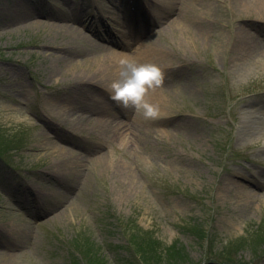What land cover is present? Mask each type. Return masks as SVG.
Returning a JSON list of instances; mask_svg holds the SVG:
<instances>
[{
  "label": "rangeland",
  "instance_id": "1",
  "mask_svg": "<svg viewBox=\"0 0 264 264\" xmlns=\"http://www.w3.org/2000/svg\"><path fill=\"white\" fill-rule=\"evenodd\" d=\"M193 1L188 27L178 32L167 27L176 15L161 5L168 18L144 27L149 0H0V264H88L83 246L101 264H146L142 243L156 246L150 264H264V135L240 125L247 112L264 110V63L232 60L224 51L235 26L254 31L264 16H237L231 0ZM28 9L45 14L33 20L50 24L22 25ZM102 14L115 33L102 26ZM76 18L90 41L141 64L145 56L136 57L132 46L148 33L147 55L166 73L156 96L168 119L145 120L119 107L107 91L114 79L99 74L100 83L86 82L104 66L75 64L63 47L90 56V41L50 27ZM196 20L208 35H192ZM132 24L137 32L122 36ZM51 52L66 61L48 59ZM90 87L105 96L102 116L89 104ZM119 122L120 134L112 139L110 131L108 140L104 127ZM58 160L70 175L48 181L43 175L55 176L49 166ZM117 164L136 174L126 188L113 172ZM230 180L258 199L231 204L224 191ZM43 188L55 195L40 198Z\"/></svg>",
  "mask_w": 264,
  "mask_h": 264
},
{
  "label": "bare ground",
  "instance_id": "2",
  "mask_svg": "<svg viewBox=\"0 0 264 264\" xmlns=\"http://www.w3.org/2000/svg\"><path fill=\"white\" fill-rule=\"evenodd\" d=\"M201 2H203L202 4L207 5L208 3H204V0H200ZM209 1V0H208ZM20 2V1H19ZM150 2H152V9L154 11V13H156V16L159 18V22L163 19H166L168 17H162L161 16V12L157 9L158 6H164L163 9H165L166 11H168V16L170 13L173 12V14H175V18L173 20L170 21V23H168L167 27H170V29L176 31L178 30V32H182L184 30H186V26L188 27V25L186 24V21L189 20L188 15L190 14L191 11L196 10V3L197 1H188V0H150ZM157 2V3H156ZM231 4H233L234 6V12H236L237 16H245V15H254V16H258V17H263L264 16V0H231L230 2ZM209 5V4H208ZM23 4H18V7H22ZM202 6V5H201ZM24 8L26 9V6H24ZM160 14V16H159ZM36 18L39 16H45V14H43L42 12L35 10V9H28L25 10L24 12L20 13V17H21V21H22V25H24L25 27H41L44 26L45 23L46 24H50L47 23L45 21L42 20H38L35 19L33 20V18ZM206 18H208L206 16ZM195 20V19H194ZM193 20V21H194ZM72 21V20H71ZM145 28L146 29H150L151 26H154L155 22L153 23L152 20H146L145 21ZM198 22H200V20H196L195 24L193 23L195 29L192 30V35L194 34L195 36H201L204 37L205 35H208V25L205 23L203 25H196ZM76 23H80L81 24V20H79L78 18L73 19L72 24L68 25V24H64L63 22L61 24H56V23H52L50 25V27L58 32L57 34H62L63 36L68 35L70 36L72 39H81L83 41H90L89 38V34L84 32L83 29L81 27H76ZM256 23V22H255ZM123 25V23H122ZM133 25V26H132ZM132 25H128V28H124L121 29V35L122 36H126L129 35V31L128 30H132L133 32H135V28H137V26L135 24ZM157 25V24H156ZM126 27V24L124 25ZM257 29H255V33L254 31H252L253 29H250L244 25H239V26H235L232 30L231 33V37L229 38L230 40L226 42V46L224 48V51L226 49V53H228L230 56V59H236L239 62H248L250 60H252L253 58L256 59V57L259 58V60L261 61V64L264 63V39H261L260 36H264V34H262L260 31V29H264V24H260V23H256L254 25ZM254 27V28H255ZM84 28H86V30L90 33L92 31V28L89 26H85ZM88 28V29H87ZM212 28H215L214 26H212ZM128 29V30H127ZM140 31V28L138 29ZM14 30L11 29V32H13ZM189 31V30H188ZM264 31V30H263ZM137 32V31H136ZM135 32V33H136ZM256 32H258L259 34H257ZM92 33V32H91ZM126 34V35H125ZM58 36V35H57ZM148 36V33L145 35ZM149 39V38H148ZM150 40H145L142 44L139 45L138 49H137V53H136V57H139L141 55V53L145 56V62L144 61H140L142 62V64L144 63H153L152 59L149 58L150 55H147V51H146V46H148ZM92 42V43H91ZM118 42V41H117ZM120 43L118 44H122V41H119ZM89 43V42H88ZM90 46L92 47V49H90V56L87 54H78L75 55L73 52H71V46H64V51L65 52H70L69 58L73 63H79V62H83V60H86V62L90 63V62H95L96 64H98V66H104L103 70L99 69L100 71H103L102 73L100 72H94V75L92 77H87L84 78L86 79V82H96V83H100L98 82V76L99 74H102L103 76H107L104 77L108 80L111 81V79H116L117 78V73H118V61L121 58H130L131 54H127L124 51H115L110 47H107L105 45H100L97 44L93 41H90ZM122 46H124L123 48H125L124 43L122 44ZM131 53V52H130ZM84 55V57H83ZM67 55L62 56L59 55L55 52H51L49 55H47V58H54L53 60H56L58 62H63L66 61ZM154 56V55H153ZM77 57V58H76ZM79 57H81V59H79ZM139 59L143 60L142 57H139ZM83 76V75H82ZM81 76V77H82ZM83 79V78H82ZM102 91H97L95 88L90 87V90H88L86 92V96L87 98L90 99V105L93 107V113L94 115H101L105 113V96L104 94H101ZM104 93V92H103ZM156 95V90L154 92H152L150 94V101L154 104H158L159 106L162 103V99L157 97ZM250 106L253 104L249 103ZM256 111H249L247 112V117H249L250 119H248L247 121H242L241 122V128L244 130V132L246 131H252V130H256L255 128L259 129L257 131H259L257 134L259 136H261L262 134L264 135V117H261L262 115H264V110L260 109L259 114L255 113ZM66 116H70L69 112L67 110H65ZM73 115H71L72 117ZM113 118V116L111 117ZM113 122V121H112ZM251 127V128H250ZM110 131H113V135H112V139L118 137L117 133L120 134L121 131V124L119 122L118 125H115L114 123H107V127L103 129V133H105L106 137L108 138V140H111V137L109 136ZM117 131V133H116ZM256 134V135H257ZM254 136V135H252ZM64 140L67 141V139L65 138ZM70 141H67V143L65 141H63L62 143L64 144H68ZM72 143L69 144H74V141H71ZM55 144V143H54ZM55 147H57L61 152H63L66 155H70L72 154V152H70L68 150V148L66 146H62L60 144H55ZM101 146H99L98 149H100ZM105 155V154H104ZM102 161H104V156L100 157ZM66 166V163L61 162L60 160L50 164L49 169L50 171H55L56 175L53 176L50 172H45L46 175H43V177H46V179H48V181L52 180L53 178H56V176H58V174L60 175H64L65 177H68L67 175H70L69 168L66 167V169H64ZM113 172L118 175L117 177H119L120 181H121V188H126L129 184H131L129 182V180L133 179L134 177H136L133 172L132 169L130 167H122L121 165H116ZM54 173V172H53ZM263 174L264 177V173L261 172ZM222 183V182H221ZM258 185V184H257ZM259 186V185H258ZM224 191L226 194V198H228V201L231 204L234 205H240L242 204L243 206H251L255 200L258 199L259 194L256 193L253 190H250L248 188H246L245 186H243L240 183H237V181L234 180H230L229 183H227L224 186ZM33 192V191H32ZM52 195H55V193H48L44 192V188L42 190H40L39 192V197L40 198H44L46 197H52ZM35 197L38 198L37 195H34ZM54 197V196H53ZM39 199V198H38ZM25 206V205H23ZM26 208V207H25ZM14 229L9 228L8 231H13ZM3 230H0V235H2ZM3 247L6 249V247L3 245ZM8 247V246H7ZM18 246L16 244H13L11 247V251L14 252L15 250H17ZM8 249V248H7ZM11 254H14L12 253Z\"/></svg>",
  "mask_w": 264,
  "mask_h": 264
},
{
  "label": "clouds",
  "instance_id": "3",
  "mask_svg": "<svg viewBox=\"0 0 264 264\" xmlns=\"http://www.w3.org/2000/svg\"><path fill=\"white\" fill-rule=\"evenodd\" d=\"M165 71L154 63H138L127 57L118 61L117 78L107 91L110 98L122 109H132L145 120L159 121L168 115L158 104L150 101V94L165 83Z\"/></svg>",
  "mask_w": 264,
  "mask_h": 264
},
{
  "label": "trees",
  "instance_id": "4",
  "mask_svg": "<svg viewBox=\"0 0 264 264\" xmlns=\"http://www.w3.org/2000/svg\"><path fill=\"white\" fill-rule=\"evenodd\" d=\"M154 243V242H153ZM89 246V245H88ZM150 247V249L148 248ZM156 246L152 243L151 244H140L139 250L141 253V259L146 263V264H150L151 261H153V259L151 258L152 254H150V251L155 250ZM82 253L84 254V257L86 258V261L88 262V264H101L100 259H98L96 257V254L89 248L86 246H83V251ZM152 259V260H151Z\"/></svg>",
  "mask_w": 264,
  "mask_h": 264
}]
</instances>
